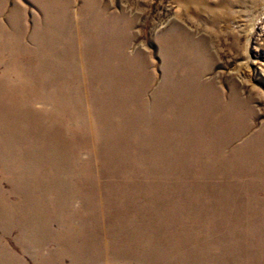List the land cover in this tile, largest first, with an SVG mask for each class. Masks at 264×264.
Listing matches in <instances>:
<instances>
[{
	"label": "rangeland",
	"instance_id": "1",
	"mask_svg": "<svg viewBox=\"0 0 264 264\" xmlns=\"http://www.w3.org/2000/svg\"><path fill=\"white\" fill-rule=\"evenodd\" d=\"M0 264H264V0H0Z\"/></svg>",
	"mask_w": 264,
	"mask_h": 264
}]
</instances>
